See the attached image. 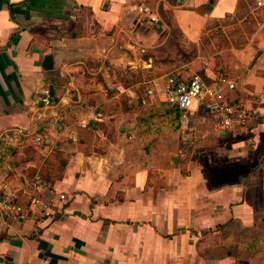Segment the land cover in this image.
<instances>
[{"label": "crops", "instance_id": "0c3cea01", "mask_svg": "<svg viewBox=\"0 0 264 264\" xmlns=\"http://www.w3.org/2000/svg\"><path fill=\"white\" fill-rule=\"evenodd\" d=\"M246 5L0 0V195L19 190L27 204L38 172L67 195L49 219L0 214V253L19 264H264V42L225 63L201 49L210 20ZM172 73L227 75V99L254 116L217 129L197 105L167 100Z\"/></svg>", "mask_w": 264, "mask_h": 264}, {"label": "built area", "instance_id": "2783aa9c", "mask_svg": "<svg viewBox=\"0 0 264 264\" xmlns=\"http://www.w3.org/2000/svg\"><path fill=\"white\" fill-rule=\"evenodd\" d=\"M261 4V2H258ZM140 11H144L140 7ZM236 88L235 81L227 75H219L214 79L207 80L201 74H193L183 77L177 74H169L164 87L167 100L177 105L183 111H190L197 105L210 116L217 127L222 131L243 127L254 116L251 109H241L226 97L225 90ZM43 101L45 104L52 103L50 89L44 91ZM28 187L32 190L29 194V202L26 204L19 200L20 191H5L0 195V214L12 217H25L27 214H36L43 219L52 218L59 201L67 199L66 193H56L49 189L44 182L41 172H38L29 182ZM0 264H19L13 259L0 253ZM23 264V263H22Z\"/></svg>", "mask_w": 264, "mask_h": 264}, {"label": "rangeland", "instance_id": "374dc122", "mask_svg": "<svg viewBox=\"0 0 264 264\" xmlns=\"http://www.w3.org/2000/svg\"><path fill=\"white\" fill-rule=\"evenodd\" d=\"M248 1L246 7L241 6L236 12L210 20L205 29L207 33L201 37V49L204 46L212 55L218 53L220 58L216 61L220 63L241 58L249 52L255 55L264 42V5L259 7L257 0ZM239 262L244 264L247 261L240 259Z\"/></svg>", "mask_w": 264, "mask_h": 264}, {"label": "water", "instance_id": "95a60500", "mask_svg": "<svg viewBox=\"0 0 264 264\" xmlns=\"http://www.w3.org/2000/svg\"><path fill=\"white\" fill-rule=\"evenodd\" d=\"M45 68H51L52 67V56L47 55L45 61H44Z\"/></svg>", "mask_w": 264, "mask_h": 264}]
</instances>
